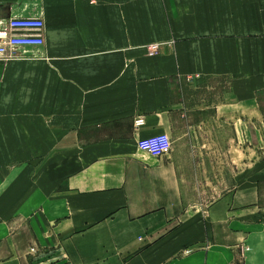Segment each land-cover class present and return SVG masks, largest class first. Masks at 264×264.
I'll list each match as a JSON object with an SVG mask.
<instances>
[{"label": "crops", "instance_id": "0c3cea01", "mask_svg": "<svg viewBox=\"0 0 264 264\" xmlns=\"http://www.w3.org/2000/svg\"><path fill=\"white\" fill-rule=\"evenodd\" d=\"M11 18L43 43L0 60V264H264V0H0ZM156 134L167 153L138 148Z\"/></svg>", "mask_w": 264, "mask_h": 264}, {"label": "built area", "instance_id": "2783aa9c", "mask_svg": "<svg viewBox=\"0 0 264 264\" xmlns=\"http://www.w3.org/2000/svg\"><path fill=\"white\" fill-rule=\"evenodd\" d=\"M43 21L41 18H11L0 27V60L17 58V48L26 46H41L43 43ZM159 43L153 42L145 47L147 55L160 52ZM161 47V46H160ZM142 116L134 119L135 129L143 124ZM138 148L149 155L160 156L170 149L166 134H156L138 140ZM246 249H248L246 247Z\"/></svg>", "mask_w": 264, "mask_h": 264}, {"label": "rangeland", "instance_id": "374dc122", "mask_svg": "<svg viewBox=\"0 0 264 264\" xmlns=\"http://www.w3.org/2000/svg\"><path fill=\"white\" fill-rule=\"evenodd\" d=\"M254 133V137H252L251 139H248V141L250 140V142H246L244 143V163L247 164L248 161L252 158H256V157H263L264 156V132L259 131V132H253ZM216 132H211V136L216 135ZM256 137V139H254ZM249 138V137H247ZM244 164V166H245ZM204 167H206L207 165H203ZM213 172H208L207 171V176H212ZM193 185H191L190 184ZM189 184L194 187L195 190V199H199L198 198V192H200V195L203 199V201H205V203H207L212 197L216 196V194H210L211 192V188L212 186L215 187L217 185H219V180L213 179V178H207L204 180H189ZM226 184L228 187H230L232 185V180L231 179H226ZM203 190V191H202Z\"/></svg>", "mask_w": 264, "mask_h": 264}, {"label": "bare ground", "instance_id": "6f19581e", "mask_svg": "<svg viewBox=\"0 0 264 264\" xmlns=\"http://www.w3.org/2000/svg\"><path fill=\"white\" fill-rule=\"evenodd\" d=\"M158 49L161 50V47L159 46Z\"/></svg>", "mask_w": 264, "mask_h": 264}]
</instances>
